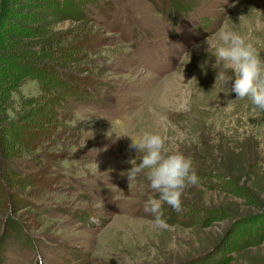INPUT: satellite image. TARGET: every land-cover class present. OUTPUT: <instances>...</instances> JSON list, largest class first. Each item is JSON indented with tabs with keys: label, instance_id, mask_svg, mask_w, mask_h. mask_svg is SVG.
<instances>
[{
	"label": "rangeland",
	"instance_id": "obj_1",
	"mask_svg": "<svg viewBox=\"0 0 264 264\" xmlns=\"http://www.w3.org/2000/svg\"><path fill=\"white\" fill-rule=\"evenodd\" d=\"M97 1L95 23L86 27L98 39L89 41L97 93L66 113L70 137L52 146L64 157L53 158L46 194L28 195L33 208L17 213L26 226L21 233L2 205L26 203L0 187V264H264V111L215 87V57L205 42L227 23L264 59V0ZM41 86L30 79L13 100L36 98ZM144 132L166 137V146L182 154L202 143L203 133L211 142L230 137L234 147L219 153L222 181L240 188L223 193L214 189L221 181L202 178L186 189L182 212L164 205L167 228L157 227L144 206L158 193L144 175L131 182L121 175L138 155L127 136ZM191 201L219 211L220 219L190 226Z\"/></svg>",
	"mask_w": 264,
	"mask_h": 264
},
{
	"label": "trees",
	"instance_id": "obj_2",
	"mask_svg": "<svg viewBox=\"0 0 264 264\" xmlns=\"http://www.w3.org/2000/svg\"><path fill=\"white\" fill-rule=\"evenodd\" d=\"M97 3V0H0V187L4 195H16L17 200L20 196L26 203L22 206L10 202V208L5 207V202L2 205L9 212L6 214H10L7 221L16 224V233L26 228L17 219V213L33 208L27 196L37 194L40 198L46 194L50 170L55 166L53 158L64 157L53 147L56 141L70 137L65 130L66 113L72 115L76 107L86 105L97 93L94 86L99 82L92 75L95 60L90 57L89 41L96 44L98 39L92 28H86L95 23L92 14L98 8ZM100 5L101 12L105 11ZM67 21L78 22L80 31L58 30L57 26ZM30 79L42 83L40 96H21L16 103L13 95ZM225 138L211 142L203 133L202 143H192L183 153L192 160L199 181L216 179L221 182L214 189L229 193L240 186L235 180L222 181L225 165L219 161V153L235 144L230 137ZM250 141L257 144L255 137H249ZM4 186L8 187V193ZM29 187L36 190L26 192ZM186 207L193 227L217 221L222 214L199 208L192 201ZM260 218L245 217L235 225L254 223Z\"/></svg>",
	"mask_w": 264,
	"mask_h": 264
},
{
	"label": "clouds",
	"instance_id": "obj_3",
	"mask_svg": "<svg viewBox=\"0 0 264 264\" xmlns=\"http://www.w3.org/2000/svg\"><path fill=\"white\" fill-rule=\"evenodd\" d=\"M205 42L209 45L207 51L215 57L212 65L217 73L215 87L219 84L229 93H235L236 99H247L254 108L264 111V59L257 54L248 38L225 23L214 37L209 36ZM159 122L162 126L169 123L164 115L159 117ZM127 137L131 140L129 148L138 155L136 159L128 161L132 167L121 175H127L130 182L138 175L147 178L150 188L158 193V197L149 196L145 211L154 216L157 227L166 229L164 205L182 212V198L186 196V189L197 185L199 176L190 158L172 152L166 146V137L150 132Z\"/></svg>",
	"mask_w": 264,
	"mask_h": 264
}]
</instances>
